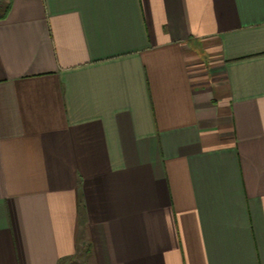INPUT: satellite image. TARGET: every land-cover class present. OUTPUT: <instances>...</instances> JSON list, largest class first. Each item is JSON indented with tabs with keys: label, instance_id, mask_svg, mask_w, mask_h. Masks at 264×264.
<instances>
[{
	"label": "crops",
	"instance_id": "0c3cea01",
	"mask_svg": "<svg viewBox=\"0 0 264 264\" xmlns=\"http://www.w3.org/2000/svg\"><path fill=\"white\" fill-rule=\"evenodd\" d=\"M0 264H264V0H12Z\"/></svg>",
	"mask_w": 264,
	"mask_h": 264
},
{
	"label": "trees",
	"instance_id": "16d2710c",
	"mask_svg": "<svg viewBox=\"0 0 264 264\" xmlns=\"http://www.w3.org/2000/svg\"><path fill=\"white\" fill-rule=\"evenodd\" d=\"M12 5V0H9L7 4L0 1V18H4L9 12Z\"/></svg>",
	"mask_w": 264,
	"mask_h": 264
},
{
	"label": "rangeland",
	"instance_id": "374dc122",
	"mask_svg": "<svg viewBox=\"0 0 264 264\" xmlns=\"http://www.w3.org/2000/svg\"><path fill=\"white\" fill-rule=\"evenodd\" d=\"M0 1L3 2L4 4H7L9 0H0Z\"/></svg>",
	"mask_w": 264,
	"mask_h": 264
}]
</instances>
